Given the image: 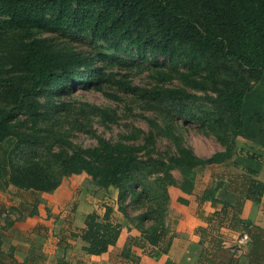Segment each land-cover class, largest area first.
<instances>
[{
  "label": "trees",
  "instance_id": "16d2710c",
  "mask_svg": "<svg viewBox=\"0 0 264 264\" xmlns=\"http://www.w3.org/2000/svg\"><path fill=\"white\" fill-rule=\"evenodd\" d=\"M65 31L90 36L94 46L77 48L61 39ZM97 41L124 55L123 61L152 64L153 82L140 86L129 78L131 69L119 70V76L108 70L110 55L97 51ZM78 85L110 99H120L115 88L132 94L144 111L153 112L145 116L151 128L131 126L115 140L97 133L93 118L107 124L117 122L119 114L110 105L76 97ZM177 119L200 124L223 149L196 154ZM74 130L90 133L96 143H74ZM160 135L173 149L157 152ZM262 136L264 0H0V190L36 195L29 203L13 204L20 217L38 213L40 192H52L63 178L85 172L95 187L117 189L118 209L139 231L127 236L118 261L139 264L138 249L154 258L170 250L168 186L190 193L199 168L224 163L243 173V192H231L218 179L202 189L200 200L221 203L211 217L218 225L229 217L228 224L240 222L252 248L238 254L217 236L205 245L207 226H198L203 246L195 264H243L246 258L259 264L264 230L236 213L243 199L261 200L264 181L257 175L264 151L255 143ZM229 205L235 214H229ZM134 209L138 212L131 214ZM4 212L0 207V217ZM111 212L105 205L102 215L85 213L83 226L67 237L82 240L83 253L108 250L122 227ZM2 236L0 230V264H27L17 260L12 247L2 248ZM163 264L178 263L167 256Z\"/></svg>",
  "mask_w": 264,
  "mask_h": 264
},
{
  "label": "crops",
  "instance_id": "0c3cea01",
  "mask_svg": "<svg viewBox=\"0 0 264 264\" xmlns=\"http://www.w3.org/2000/svg\"><path fill=\"white\" fill-rule=\"evenodd\" d=\"M263 137L264 136L261 138ZM257 141L255 145L258 143ZM261 142H263L262 139ZM257 146L264 151V145L258 144ZM221 149H223L222 146L218 148V150ZM261 162L262 165L257 176L264 181V153L261 157ZM84 173L85 172L72 174L63 178L62 182L52 192H40V200L37 205L38 213L23 218L20 223L28 225L27 227L30 230H32L35 225L38 226L41 224L46 227L48 232H50L51 226L48 225L52 219L51 211H55L56 209V220L60 221V223L56 222V228L53 232H56V235L54 236L56 238V260H54V262L57 261L58 258H64L66 260L69 259L68 264H119L117 256L119 249L122 247L129 234H137L139 231L118 209L117 189L112 186L108 187V190H103V204L100 205V208L95 207L94 209L90 207L88 209H82L81 199H83L84 187L76 182H74L73 186H70L69 181H75L73 177L87 175ZM218 179L223 180L227 185L228 190L235 193H241L239 191L243 192L246 185L245 177L240 170L224 163H213L205 165L197 170L196 187L192 192H184L175 185L168 186L169 202L166 220L174 232L170 250L168 254H161L157 258H154L138 249L137 251L141 256L139 264H163L167 256L174 259L178 264H195L203 246L199 243L200 235L196 232L198 226H207L208 234L205 238V245L208 244L209 240H212V236H217L221 238L222 246L224 248L229 247L228 249L231 250L230 247L234 245L236 238L241 234V223L236 222L234 224L233 220L228 224L229 217L225 218L221 225H218V221L211 216L214 210L221 208V203L213 205L209 200H200L202 189ZM70 204L71 208L68 210ZM105 205L112 206L111 218L113 221L119 222L122 226L119 236L114 245H111L108 250L100 254L83 253L80 250V247L83 244L82 240L79 238L70 239L67 237L68 233L71 230H77L83 226V216L85 213L95 210L102 215L105 210ZM235 212L236 210L233 206L229 205V214H235ZM236 214L240 219L250 220L252 224L257 225L264 230V191L260 202H253L248 198L243 199L240 211ZM210 217L212 218L211 222L209 219ZM16 223H18V221H14L13 225ZM212 226L215 227L212 228ZM34 230L36 231V229ZM34 230L33 232H35ZM63 236L64 240L62 239ZM19 243L20 242L18 241L12 240L7 246H5L2 241L1 246L5 250L12 247L13 254L17 260H28L29 257L26 256V253H18V250H20L21 247V244ZM250 243L252 245L251 240L249 244ZM258 243L260 253H264V232L260 234ZM251 248L248 245L247 240L246 244L242 245L240 251L237 252L238 254L241 252L248 254ZM74 250L80 251V253L72 261V256L75 255ZM77 260H81V263H78L79 261ZM28 262L29 260L27 261V264ZM243 264H248V258L245 259ZM259 264H264V259H262Z\"/></svg>",
  "mask_w": 264,
  "mask_h": 264
},
{
  "label": "rangeland",
  "instance_id": "374dc122",
  "mask_svg": "<svg viewBox=\"0 0 264 264\" xmlns=\"http://www.w3.org/2000/svg\"><path fill=\"white\" fill-rule=\"evenodd\" d=\"M60 34L61 39L69 40L77 48L87 49L94 46V43L91 41L90 36L86 34L74 31H65L61 32ZM97 45H99V47H97V51L102 52L103 54L110 55V58L106 59L108 70H113L114 72H116L117 76L121 75V72H125L126 70L131 69L133 74H131L129 78H132L131 80L133 83L140 86H149L153 82L151 77H149L148 75L151 66H153L152 64L136 58H130L132 62L123 61L121 58H126L124 55L120 53L114 54L112 49L105 47L103 42L97 41ZM156 60L158 62H162L163 57L158 56ZM174 83H178V81L174 80ZM115 90V92L120 95V99L116 100L107 98L102 93L92 89H87L85 86L81 85H78L75 89L76 97L87 99L97 104L103 103L106 105H110V107L115 108V110L119 114L117 122L107 124L101 122L98 118H93L91 122L92 128L95 129L97 133L111 140L119 138L120 134L126 132L125 130H127V128H130L131 126L135 128H141L144 131H148L151 126L145 119V116H152L153 112L150 110L144 111L140 103L136 101L135 98H133L132 94L124 92L123 90H119L118 88H115ZM197 93L202 94V91H197ZM177 120L182 122L181 126H179V129L183 133L187 143H189L193 147L196 154L200 156H208L212 152L218 150L219 147H221V144L216 140V138L212 134L207 133L205 131V128L200 124L193 121H184L182 119ZM71 138L74 143L81 146H88L96 143L95 138L90 133L84 132L83 130H74ZM261 139L263 140V142H261ZM261 139L257 141V144L264 145V137ZM170 148L173 149L166 137L161 135L157 137V152L164 153L167 150L169 151ZM73 179L75 181H69L70 186H73L74 182H76L83 185L84 187V195L83 199H81L82 209H88L90 207L94 209L95 207L100 208V205L103 204V189L95 187L90 182L88 175L76 176L73 177ZM12 190L13 192L9 190H0V207L3 206V210L5 211L0 217V230L2 231V241L4 245L7 246L8 243L12 240L20 242L19 244H21V247L20 250H18V253H26V256L29 257L28 264H35L36 262H32L33 260L37 261L36 264L56 263V261L54 262V260H56V238L54 237L56 235V232H53L56 228V222L60 223V221L56 220V209L55 211H51L53 220L51 219L48 225L51 226L50 232H48L46 227L41 224L38 226L35 225V227L30 230L27 227L28 225L20 223L23 218L20 217L18 215V212L13 208H15L14 205H20L19 202H21L22 200L28 203L33 201L36 195L33 192L25 190L19 191L15 190L14 188ZM69 208H71V204L68 206V210H70ZM130 212L131 214H136L138 210L134 209L130 210ZM8 220L11 221V224L9 225H7L6 223ZM14 221H18V223L13 225ZM34 229H36V231ZM33 230L35 232H33ZM230 249L235 251L233 245L232 247H230ZM74 251L75 255L72 256V261L80 253V251Z\"/></svg>",
  "mask_w": 264,
  "mask_h": 264
},
{
  "label": "built area",
  "instance_id": "2783aa9c",
  "mask_svg": "<svg viewBox=\"0 0 264 264\" xmlns=\"http://www.w3.org/2000/svg\"><path fill=\"white\" fill-rule=\"evenodd\" d=\"M247 240V234L246 233H241L237 238H236V241L233 245V248L236 250V251H240L241 249V245L244 244Z\"/></svg>",
  "mask_w": 264,
  "mask_h": 264
}]
</instances>
